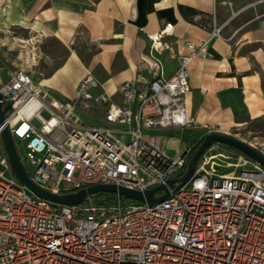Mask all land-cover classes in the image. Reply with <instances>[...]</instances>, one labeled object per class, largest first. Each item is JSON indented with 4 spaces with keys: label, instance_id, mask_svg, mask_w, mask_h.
<instances>
[{
    "label": "built area",
    "instance_id": "2783aa9c",
    "mask_svg": "<svg viewBox=\"0 0 264 264\" xmlns=\"http://www.w3.org/2000/svg\"><path fill=\"white\" fill-rule=\"evenodd\" d=\"M196 18L209 37L187 41L170 75L159 52L172 24L146 34L151 49L139 68L151 79L136 75L121 82V104L103 91L94 95L99 82L91 74L71 99H60L28 71L7 69L0 82L1 100L9 104L4 120L14 144L19 140L26 149L30 180L62 195L96 184L143 191L180 178L190 148L169 156L161 132L196 128L186 110L188 66L204 61L210 40L221 33L220 26ZM88 101L109 102L104 125L82 123L77 105L88 107ZM221 149L211 144L189 179L154 205L124 203L116 194L110 203L88 197L53 205L7 176L0 126V264H264V168Z\"/></svg>",
    "mask_w": 264,
    "mask_h": 264
},
{
    "label": "crops",
    "instance_id": "0c3cea01",
    "mask_svg": "<svg viewBox=\"0 0 264 264\" xmlns=\"http://www.w3.org/2000/svg\"><path fill=\"white\" fill-rule=\"evenodd\" d=\"M254 1L0 0V54L12 50L15 42L11 39L22 38L23 47L32 49L29 53L35 49L33 39L44 41L38 44L42 47L55 41L65 48V55L48 74L28 70L36 84L56 97L71 99L79 81L91 74L99 82L93 94L103 91L110 101L121 104V82L136 75L151 79L150 73L139 68L151 49L146 34L172 24V33L162 38L164 48L159 52L164 72L170 75L178 66V56L187 52V41L199 44L209 37L210 29L202 27L197 15L220 26V36L209 42L207 58L193 59L188 66L191 92L186 110L197 126L185 130L197 133L183 141L161 132L165 141L173 139V145L165 149L174 157L210 131L229 133L248 121L264 118V14L258 13L264 4L253 5ZM180 5L200 13L187 19ZM246 12L248 17L238 22ZM4 61L0 58V82L9 68L27 71L22 63ZM108 103L88 101V108H82L104 125Z\"/></svg>",
    "mask_w": 264,
    "mask_h": 264
},
{
    "label": "water",
    "instance_id": "95a60500",
    "mask_svg": "<svg viewBox=\"0 0 264 264\" xmlns=\"http://www.w3.org/2000/svg\"><path fill=\"white\" fill-rule=\"evenodd\" d=\"M8 108L9 104H4L0 96L1 140L11 172L18 181L28 187L36 196L56 204L77 205L96 193H112L140 203L154 205L164 200L169 196L170 191H174L178 187L182 186L189 179L197 160L211 146L212 143H219L234 147L264 168V154L261 151L232 135L214 131L205 134L203 140L192 154L185 172L178 179L168 180L165 184H160L154 188L143 191L129 189L115 184H96L81 188L68 194H52L33 183L23 168L19 155L16 151L13 138L4 120V114ZM217 168L220 169L219 167ZM221 170L227 171V168H222Z\"/></svg>",
    "mask_w": 264,
    "mask_h": 264
},
{
    "label": "rangeland",
    "instance_id": "374dc122",
    "mask_svg": "<svg viewBox=\"0 0 264 264\" xmlns=\"http://www.w3.org/2000/svg\"><path fill=\"white\" fill-rule=\"evenodd\" d=\"M259 12L264 14V8L261 7L258 10V13ZM247 15H249L248 12L241 14L240 17L238 18L239 19L238 22L243 21L246 17H248ZM19 34L23 35L24 33H19ZM10 42H13V43L15 42L12 50L5 51V54L1 53L0 58H2L3 61L4 59H6L4 62L8 61L7 62L8 65L10 64L11 59L13 62L17 64L22 63L23 67H25L27 71L28 70L29 72L32 71L34 74L38 73L39 71L42 72L43 74H48L52 70V68H54L62 60V58L65 55V48L55 41H52V43H49V45L42 47V46H39L38 44L43 43L44 41H41V39L40 40L33 39L32 42L36 45H35L34 51H30V53L28 52V50H32L31 47H27V46L26 48L23 47L25 44V41H23L22 38L13 39V40L11 39ZM2 76L3 74L0 73V77ZM50 93L53 94L52 91H50ZM57 98H60V97H57ZM82 107L85 108L83 104L81 106H79L78 104L77 111L79 112L82 123L85 126L101 125L99 118L97 119L93 118L92 117L93 115L90 113V110H86ZM33 123L34 125L39 126V122L37 120H34ZM196 133L197 131L185 130V129L162 132V134L166 137H174V138L182 139L183 141L191 140ZM226 134L232 135L238 139L245 141L246 143H248L249 145H251L252 147L256 148L257 150L261 151L264 154V118L248 121L244 125L236 127ZM172 140L173 139L166 140L164 143V147H166L167 145L172 146L173 145ZM217 144L219 145V143ZM15 148L19 155L21 164L23 168L25 169L27 175L30 174L32 169L26 163V160H25L26 149L23 143L20 142L19 140H15ZM223 150H227V149L223 148ZM175 154L176 153H174L173 156ZM7 176L11 178H15L11 170L7 173ZM26 191L33 198L36 197V195L28 187H26Z\"/></svg>",
    "mask_w": 264,
    "mask_h": 264
},
{
    "label": "trees",
    "instance_id": "16d2710c",
    "mask_svg": "<svg viewBox=\"0 0 264 264\" xmlns=\"http://www.w3.org/2000/svg\"><path fill=\"white\" fill-rule=\"evenodd\" d=\"M179 10H180L181 14L183 15V17H185L187 19H191V17L193 15L200 13L199 11H197V10H195L193 8H190V7H187V6H183V5L179 6ZM204 136L205 135H203L201 138L196 139L191 144H189L190 151H189V153L187 155V158L185 160L184 170H186L187 164H188L192 154L194 153L195 149L200 144V142L203 140ZM212 144H215V143H212ZM219 145H220V147L222 149L225 148V149L231 150V151H233L235 153H242L241 151H239L238 149H236L234 147L227 146V145H224V144H219ZM76 190H78V189H76ZM76 190H74V191H76ZM66 194H68V193H66ZM115 197H116V195L112 194V193H96V194L90 196V198H92L94 201H97L99 203H110ZM120 198H121V200L124 203H129L130 201L137 202V201H134V200H131V199H127V198H124V197H120ZM86 201H87V198L83 202H86ZM53 205H60V204L53 203Z\"/></svg>",
    "mask_w": 264,
    "mask_h": 264
}]
</instances>
